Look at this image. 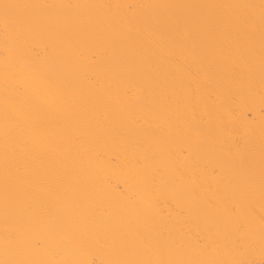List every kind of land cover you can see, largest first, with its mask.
<instances>
[{
    "label": "bare ground",
    "instance_id": "obj_1",
    "mask_svg": "<svg viewBox=\"0 0 264 264\" xmlns=\"http://www.w3.org/2000/svg\"><path fill=\"white\" fill-rule=\"evenodd\" d=\"M38 5H227L259 4L260 0H9ZM257 15L259 10L257 9ZM243 10L228 8H140L141 25L148 19L166 16L193 19L228 16ZM38 18L27 47L35 46L40 55L35 63L55 85L62 99L46 113H33L39 128L32 134V152L27 156L9 153L8 222L15 225L25 242L22 255L32 259L71 260L76 264H107L118 255L113 240L133 239L136 233L169 229L190 235L193 246L183 258H197V238L215 236L217 227L207 223L196 209L183 220L160 219L146 222L138 216L132 201L119 197L121 189L135 184L137 159L143 160L145 174L160 168L169 185L184 183L174 169L181 167L191 178L190 187L180 194L188 205L193 191L202 197L209 182L218 183L220 194L227 186L242 184L247 177L246 159L254 161L255 252L242 255L245 260H260L259 197L260 157L264 145V83L260 73V37L254 39V71L249 74L241 51L225 58L217 48L213 62L207 55L191 64V73L178 70L165 58L171 32L154 35L148 27H130L126 10L112 7H70L35 9ZM197 39L208 40L193 27ZM221 44L228 43L218 36ZM113 46L134 53L128 59L112 56ZM97 57L90 64L88 57ZM5 50L0 25V259L5 258ZM104 87L96 88L94 81ZM68 83L65 86V82ZM29 96L35 82L21 81ZM135 84L136 98H129L127 87ZM9 97L14 89L7 90ZM171 97V102L168 101ZM212 99H209V98ZM12 108L11 100L8 103ZM137 117L144 121L137 122ZM200 129L199 142L189 154L183 148L191 142L187 125ZM62 145L57 148L56 145ZM231 161L223 176L209 181L205 168H211L226 152ZM27 178L21 186L20 180ZM169 185L161 197L162 213L176 209L177 197ZM29 194L26 205L31 219L22 216L17 203L21 192ZM55 210L58 216L50 215ZM46 225H53L50 230ZM222 227V226H221ZM103 238L107 243H97ZM36 239L42 247L31 249L27 242ZM227 244V241H221Z\"/></svg>",
    "mask_w": 264,
    "mask_h": 264
},
{
    "label": "snow or ice",
    "instance_id": "obj_2",
    "mask_svg": "<svg viewBox=\"0 0 264 264\" xmlns=\"http://www.w3.org/2000/svg\"><path fill=\"white\" fill-rule=\"evenodd\" d=\"M70 7H118L126 10L127 20L130 27L137 30L148 27L154 35L163 32H171L173 38L168 42L165 58L176 66L178 70L191 73L189 57L195 60H202L207 55L209 62H213L217 55V48L225 58H230L233 51H241L243 42V63L251 74L254 71L255 48L254 39L257 32L260 37V73L264 83V0L259 4H227V5H38L21 4L0 0V25L4 33L5 50V231L3 237V249L5 258L0 259V264H76L71 260L32 259L22 255L25 242L20 236L17 227L8 222L9 194H8V157L9 153L19 156H27L32 152V134L38 130L39 125L33 119V113H46L55 107L62 99V89L53 84L35 63L34 57L40 55L39 50L33 45L27 47L33 31L37 24V17L33 14L35 9L70 8ZM228 8L243 10L238 14L228 16H205L193 19H180L170 16L148 19L140 24L137 10L140 8ZM259 10L258 15L257 11ZM193 27L198 28L202 36L206 37L208 51H205L204 42L197 39ZM218 36H225L228 43L221 44L217 41ZM112 56L117 59H128L135 55L126 50L123 46H113ZM97 60L93 53L88 57L90 64ZM31 80L37 85L29 96L26 89L21 86V81ZM70 83L65 82V86ZM94 87L103 88L100 81L93 82ZM12 87L15 96L9 97L7 90ZM129 98H136L138 90L135 84H130L126 89ZM209 99H212L211 97ZM11 100L12 108L8 103ZM172 98L168 97L171 102ZM137 122L144 121L137 117ZM190 132V141L183 148L185 155L189 154L194 144L199 142L200 129L194 125L186 126ZM57 148L62 145L57 144ZM231 163L227 151L219 158L218 162L211 168H205L204 175L209 181H216L221 178L224 169ZM247 169V177L242 184H234L224 189L220 194L219 184L209 182L206 191L211 193L202 197L199 191H193L191 202L185 205L180 194L191 185V178L187 177L184 169L176 167V175L184 179V183L169 185V180L160 168H154L149 174H145L143 160L135 161V184L121 189L119 197L126 201H132L137 207L138 216L146 222L160 219L183 220L190 218L193 209H196L200 216L207 223L217 227V233L213 236L197 238L195 247L198 252L197 258H183L186 249L193 246L190 235L186 233L173 232L171 228L165 230H149L148 233H136L133 239L113 240L112 245L117 249L116 258L107 264H264V145L261 147L260 157V180L259 197L261 202V215L259 216V254L260 260H245L239 258L255 252L257 246V234L254 230L255 220V176L254 161L249 158L243 162ZM27 183V178L20 180L21 186ZM169 185L171 194L177 197V207L168 213H162L160 208L161 197L166 193L165 186ZM29 194L21 192V199L17 201L22 209V216L31 219V211L26 205ZM52 216H58L55 210L50 212ZM222 226V227H221ZM53 230V225H46ZM221 241H227L222 244ZM97 243L101 246L107 243L99 238ZM27 247L33 250L42 247L41 242L32 239L27 242ZM88 264H96L95 260Z\"/></svg>",
    "mask_w": 264,
    "mask_h": 264
}]
</instances>
